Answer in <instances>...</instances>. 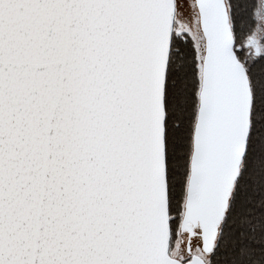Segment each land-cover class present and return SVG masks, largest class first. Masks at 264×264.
<instances>
[{
    "label": "snow or ice",
    "instance_id": "1",
    "mask_svg": "<svg viewBox=\"0 0 264 264\" xmlns=\"http://www.w3.org/2000/svg\"><path fill=\"white\" fill-rule=\"evenodd\" d=\"M0 264H264V0H0Z\"/></svg>",
    "mask_w": 264,
    "mask_h": 264
}]
</instances>
